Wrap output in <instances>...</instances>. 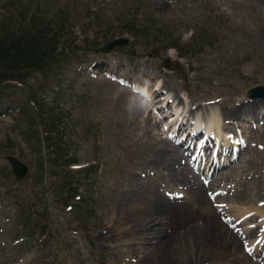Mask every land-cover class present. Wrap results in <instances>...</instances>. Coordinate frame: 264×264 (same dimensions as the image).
<instances>
[{
	"label": "rangeland",
	"instance_id": "rangeland-1",
	"mask_svg": "<svg viewBox=\"0 0 264 264\" xmlns=\"http://www.w3.org/2000/svg\"><path fill=\"white\" fill-rule=\"evenodd\" d=\"M87 4L100 5L84 19L97 45L81 44L87 31H78L83 20L77 19L69 36H76L77 53L26 78L43 101L44 115H59L52 125L53 146H45L40 135L39 115L31 112L27 86H0V264L4 260L8 264L138 263L141 250L131 253L138 246L135 239L128 237L116 245L119 240L112 236L101 241L100 232L114 222H108L111 215L105 213L117 206V188L127 169L136 170L132 165L136 154L144 147L154 149L150 117L139 108L144 104L145 84L169 83L182 102L192 101L193 112L203 115L211 109L220 112L235 99L238 103L264 99L245 93L249 87L264 85V38L256 30L264 17L256 15L255 0H103L102 4L87 0ZM154 17L165 20L157 23L162 30L147 38H135L124 28L135 21L143 29L146 20ZM120 36L128 42L104 48ZM135 88L140 92L135 93ZM162 93L169 97L165 91L157 95ZM153 103L149 109L155 118L174 112L157 114L158 105ZM22 104L28 112L20 111ZM197 104L206 106L196 110ZM260 110L259 115L237 121L244 126L249 146L259 151L257 163L264 160V104ZM165 118L163 123L169 120ZM37 129L40 137L31 136ZM53 147L57 151L49 158L47 150ZM9 155L28 167L22 178L14 175ZM183 155L189 163L190 149ZM61 159L73 161L66 167ZM255 167L263 176L264 161ZM139 172L147 181L145 172ZM235 174L216 177L228 181L227 187L239 181L246 188L248 203L243 206H263L264 190L255 198L252 183L245 184L246 179ZM225 203L232 209L242 206L231 199ZM234 254L227 257L230 264H243L240 251L238 259Z\"/></svg>",
	"mask_w": 264,
	"mask_h": 264
},
{
	"label": "bare ground",
	"instance_id": "bare-ground-1",
	"mask_svg": "<svg viewBox=\"0 0 264 264\" xmlns=\"http://www.w3.org/2000/svg\"><path fill=\"white\" fill-rule=\"evenodd\" d=\"M255 2L259 12L256 15L264 17V2ZM256 27L258 36L264 38L263 22L260 21ZM147 88L151 93L152 103L158 105L156 113L174 110V118L179 121L173 124L176 125V130L181 127L186 130L188 127L185 136L188 140L185 137L179 138L176 130L169 137L165 136L164 133H168L172 126L162 124L167 118L162 117V120L160 115V119L155 118L151 115L149 107L144 110L143 104L139 105L140 110L147 111L145 117H150V134L153 138L151 146L154 149L148 147L146 151L144 147L145 151L137 153L133 160L132 165L136 166V170L131 172L127 169L123 175L117 188V206L105 213L111 215L108 222L114 219V222H111L113 229L109 226L105 230L102 229L101 241L108 242L107 238L112 236L113 239L119 240L116 243L119 245L125 243L123 240L128 237L135 239L134 245L138 246L134 247L131 253L136 254L138 249L141 252L136 251L140 258L138 263L134 264H230L227 258L229 254L237 253L232 257L238 259L239 251L243 264H256L251 257L244 254L241 244L248 241L254 249V256L259 255L262 247H258L253 241L258 225L261 226L263 222L259 224L254 221L262 219L264 205L243 206V203L247 202H244L248 195L246 188L239 181H233L229 191L230 187L226 185L228 181L222 182L219 178L237 173L242 181L246 179L245 184L252 183L254 197L263 193L264 175L256 173L254 168L264 160L258 159L259 162H256V158L260 156L259 151L250 147L245 137L246 143L242 145L239 139L243 137L244 126L237 121L242 117L252 118L259 115L264 99L239 103L235 99L227 103L220 112L216 109L208 110L209 113L207 111L206 114L203 111L204 115L196 112L202 122L199 123L197 117L193 116V102H182L177 93L171 90L169 83H159L156 86L148 83ZM162 91L169 97L163 93L157 95ZM137 92L140 90L135 91ZM131 93L134 94V91ZM138 100L141 101L140 98ZM205 106L206 104H197L196 110H200L198 107L203 110ZM169 115L173 117L174 114L170 112ZM190 118L195 124L191 129L190 125L185 126ZM200 130L202 133L198 140L202 141L203 146L200 145L196 150L198 152L195 160L189 165L183 153L189 149L193 134ZM226 130L229 131L227 134L224 133ZM159 135H162V138ZM209 147L212 151H208ZM145 152L149 153L144 155ZM139 170L145 172L147 181L141 179ZM218 174L219 178L216 177ZM230 199L234 203H241L242 206L235 205L232 209L225 203ZM251 215L253 219L249 218ZM239 219L243 221L238 223ZM236 221L234 226L240 227L232 229L230 223ZM109 232L111 234H108ZM131 253H126V258L131 259ZM4 264H8V260H4Z\"/></svg>",
	"mask_w": 264,
	"mask_h": 264
},
{
	"label": "trees",
	"instance_id": "trees-1",
	"mask_svg": "<svg viewBox=\"0 0 264 264\" xmlns=\"http://www.w3.org/2000/svg\"><path fill=\"white\" fill-rule=\"evenodd\" d=\"M38 1L39 4L34 3V0H0V86H4V89L9 86H27V92L30 94L27 100L33 103L31 112L38 113L41 126L39 127L40 135L42 133V137L46 141L45 146L49 147L53 146V143L50 145V137L55 130L52 125L59 115L58 113L55 114V117L44 115L43 101L27 84L26 78L37 71L49 69L53 64L77 53V45L75 49L73 48L76 36L69 39L71 32L72 35L74 33L73 26L77 19L83 20L78 31H87L86 36L80 39L81 44L96 46L97 37L89 35L91 31L84 19L94 13L92 9L98 8L100 5L91 6L87 4V0ZM88 1H97L99 4L103 2V0ZM34 4L35 7H33ZM127 7L131 9L130 6ZM163 20V18L155 17L149 21L146 20L147 25H144L143 29L139 23L134 21L127 23L124 28L135 38L140 36L147 38L150 34L153 35L154 30L157 33L161 32L162 26L157 23L163 22ZM78 31L76 30V32ZM187 53L186 51L182 52L185 55ZM13 80L15 83L11 82ZM17 83L21 85H17ZM20 108V111L28 112L26 104H22ZM32 122L33 120L28 123ZM40 135L38 129L33 130L31 134L36 138ZM52 150L50 148L47 150L49 158L57 151L54 147ZM59 153L62 152L59 151ZM71 161L73 160L61 159L66 167Z\"/></svg>",
	"mask_w": 264,
	"mask_h": 264
},
{
	"label": "water",
	"instance_id": "water-1",
	"mask_svg": "<svg viewBox=\"0 0 264 264\" xmlns=\"http://www.w3.org/2000/svg\"><path fill=\"white\" fill-rule=\"evenodd\" d=\"M128 40L129 39L126 36L116 37L107 41L104 45V48L106 50H110L115 46L126 44ZM245 93L246 96L250 98L264 97V85H255L253 87H249L246 89ZM7 158L11 163L13 173L16 177L21 178L27 173L28 167L23 162L12 155H9Z\"/></svg>",
	"mask_w": 264,
	"mask_h": 264
},
{
	"label": "clouds",
	"instance_id": "clouds-1",
	"mask_svg": "<svg viewBox=\"0 0 264 264\" xmlns=\"http://www.w3.org/2000/svg\"><path fill=\"white\" fill-rule=\"evenodd\" d=\"M141 92L143 94V109L146 110L148 107H150V100H151V95L148 92V88H147V84L144 85V87L141 89ZM130 118H132V116L130 115Z\"/></svg>",
	"mask_w": 264,
	"mask_h": 264
}]
</instances>
